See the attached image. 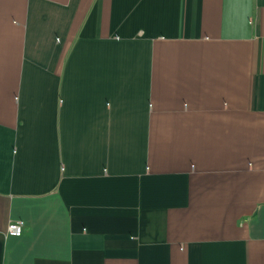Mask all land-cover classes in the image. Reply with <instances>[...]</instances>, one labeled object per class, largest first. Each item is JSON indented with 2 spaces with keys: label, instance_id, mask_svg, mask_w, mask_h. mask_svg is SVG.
Masks as SVG:
<instances>
[{
  "label": "crops",
  "instance_id": "1",
  "mask_svg": "<svg viewBox=\"0 0 264 264\" xmlns=\"http://www.w3.org/2000/svg\"><path fill=\"white\" fill-rule=\"evenodd\" d=\"M0 264H264V0H0Z\"/></svg>",
  "mask_w": 264,
  "mask_h": 264
},
{
  "label": "built area",
  "instance_id": "2",
  "mask_svg": "<svg viewBox=\"0 0 264 264\" xmlns=\"http://www.w3.org/2000/svg\"><path fill=\"white\" fill-rule=\"evenodd\" d=\"M24 228V222L19 220V221H13L10 222L7 228V233L11 235H21L23 232Z\"/></svg>",
  "mask_w": 264,
  "mask_h": 264
}]
</instances>
